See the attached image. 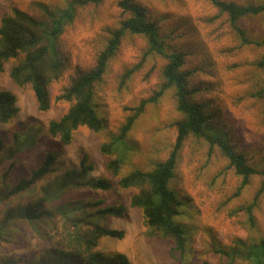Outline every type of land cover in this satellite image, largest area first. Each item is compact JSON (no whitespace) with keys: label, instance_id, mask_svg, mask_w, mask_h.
Instances as JSON below:
<instances>
[{"label":"trees","instance_id":"obj_1","mask_svg":"<svg viewBox=\"0 0 264 264\" xmlns=\"http://www.w3.org/2000/svg\"><path fill=\"white\" fill-rule=\"evenodd\" d=\"M146 1L117 0L125 18L109 32L105 45L92 58L90 68L78 73L55 98V101H66L70 106L46 127V136L59 138L62 144H69L73 132L80 127L99 132L102 122L95 109V88L103 81L109 62L123 46L124 38L143 36L148 44L147 54L154 52L167 60L163 68L164 82L152 95L126 106L124 120L116 135L101 143L100 152L108 156L105 173L99 177L89 176L87 173L92 165L86 164L83 158L78 167L66 169L63 174L48 180L50 173L58 168V156L54 150L47 149L38 167L32 168L28 176L15 180L19 155L36 144L37 126L15 133L14 144L9 147L0 140V264H132L124 252L98 249L101 238L111 243L124 239L123 228L109 227L108 224L124 217L125 207L102 205V200L85 202L72 197L76 191L87 194L97 190L128 189L137 190L130 197L129 205L140 210L146 230L144 235L172 241L171 251L181 257L180 264H191L183 260L187 243L185 229L175 221L181 213L182 201L170 187V182L181 151L195 143H203L208 156L216 152L226 161L227 168L233 170L239 178L235 196H240L258 177L250 198L246 199L248 202L233 210L234 214L244 217L243 226L253 230V236H235L230 245L214 246V252L223 260L220 264H264V228L257 222L263 207L264 167L258 169L248 163L245 154L230 140L226 131L221 132L220 127L218 131L212 124L217 114L208 110L213 104L207 98L213 97L214 88L189 83L192 72L181 68L186 55L170 42L179 37L175 32L184 21L174 23L172 34H164L162 17L152 16L143 6ZM206 1L217 9V14L207 16V21H217L219 17L225 19L240 45L264 44V38L260 41L247 38L239 25L243 17L264 12V3L240 5L227 0ZM101 2L71 0L65 7H49L36 1L32 4V12L14 4L1 15L0 73L6 63H11L10 78L16 86L32 93L39 111L50 108L49 88L71 65L63 49L62 34L74 22L79 7L97 6ZM139 66L136 64L120 74L119 89L126 85ZM257 66L264 68V54ZM201 70L198 68V73ZM171 88L178 117L173 124L175 139L166 159L150 170L134 168L122 173L125 154H114L148 105L157 102L165 90ZM217 90L219 95L221 88ZM16 103L13 91L0 88V124L14 119L18 112ZM203 264L211 263L204 261Z\"/></svg>","mask_w":264,"mask_h":264},{"label":"rangeland","instance_id":"obj_2","mask_svg":"<svg viewBox=\"0 0 264 264\" xmlns=\"http://www.w3.org/2000/svg\"><path fill=\"white\" fill-rule=\"evenodd\" d=\"M36 1L49 7H65L71 0H0V17L14 4L32 12V4ZM227 1L240 5L264 3V0ZM208 3L206 0H148L143 6L152 16L162 17L161 29L166 35L173 33L171 29L175 22L184 21L175 32L179 37L170 41L186 55L182 70L192 72L190 84L214 88L213 97L207 98L213 104L208 110L217 114L212 124L218 131L219 127L221 132L226 131L230 140L245 154L248 163L260 169L264 167V68L257 66V61L264 54V44L240 45L225 19L219 17L217 21H207V16L217 14V9ZM124 18L117 0H102L97 6L77 9L74 22L66 27L61 37L71 65L61 79L50 86L51 106L46 111L38 110L28 89L14 84L9 76L11 63L4 65L0 73V88L16 94L18 112L10 122L0 124V140L9 147L14 144L15 133L19 134L30 126H37L38 130L36 144L19 155L15 180L28 176L32 168L38 167L47 149L54 150L58 156V168L50 173L48 180L63 174L66 169L78 167L83 158L86 164L92 165L87 173L89 176L99 177L105 173L108 156L100 152L101 143L116 135L124 120L126 106L152 95L164 82L163 68L167 60L154 52L147 54L148 44L143 36L128 35L124 38L123 46L109 62L103 81L95 88V109L102 122L99 132L80 127L73 132L69 144H62L59 138L46 136V127L49 121L61 117L70 106V103L55 101V98L78 73L90 68L92 58L105 45L109 32ZM239 23L250 40L264 38V12L247 15ZM136 64L140 65L139 68L119 89L120 74ZM198 68H202L199 73ZM217 88H221L219 95ZM174 100V90H165L157 102L149 104L138 117L124 144L114 154H125L122 173L134 168L150 170L166 159L175 139L173 124L178 117ZM202 144H190L179 155L175 175L170 182V187L182 201L181 213L175 221L186 232L183 260L191 264H203L204 261L220 264L223 260L214 252V246L230 245L235 236H253V230L243 226L244 217L234 214L233 210L248 202L246 199L250 198L258 177L240 196H235L239 178L216 152L208 156L206 146ZM76 192L72 196L76 200H102V205L125 207L124 217L113 219L108 224L109 227L123 228L124 239L111 243L101 238L100 251L124 252L132 264L181 263V257L171 251L172 241L144 235L142 214L129 205L130 197L137 190ZM261 206L257 222L264 228V198Z\"/></svg>","mask_w":264,"mask_h":264}]
</instances>
